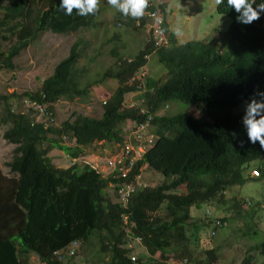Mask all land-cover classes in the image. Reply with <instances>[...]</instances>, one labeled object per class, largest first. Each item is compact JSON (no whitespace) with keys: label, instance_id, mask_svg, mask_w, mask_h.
<instances>
[{"label":"trees","instance_id":"16d2710c","mask_svg":"<svg viewBox=\"0 0 264 264\" xmlns=\"http://www.w3.org/2000/svg\"><path fill=\"white\" fill-rule=\"evenodd\" d=\"M0 2L4 3L0 4V72L12 71V60L38 34L67 36L92 25L89 16L81 17L75 9L71 16L58 11L59 0ZM158 7L162 11L166 5L161 3ZM214 11L228 20L219 40L209 38L169 47L174 38L171 32L167 33L168 48L156 51L157 61L167 73L163 83L150 78L143 88L141 82H134L135 75L147 64L146 57L154 51L152 35H148L149 42L133 59L119 58L112 49L110 55L119 61L117 70L90 82L100 84L110 78L119 84L102 103L103 114L98 120L77 116L71 123L53 127L54 105L59 99H85L88 93L86 85H78L76 73L80 45L84 43L72 46L68 57L34 94L0 97V106H5L4 113H0V127L10 125L2 138L15 146L13 158L6 164L12 177L7 178L0 171V264H22L18 260L20 254H34L44 264H59L53 252L65 250L73 241L83 245L99 232L107 236L108 264H132L127 258L125 228L129 237L140 239L143 248L138 249L135 264H160L151 257L160 254L164 258L167 253L187 249L185 232L192 212L202 207L221 208L228 201L227 191L242 188L249 181L262 185L264 149L244 138L240 132L241 114L235 108L246 99L245 95L264 90V16L242 25L224 5H215ZM129 21L127 27L140 22L143 28L145 24L143 20ZM134 93L140 94V106L124 108V96ZM13 100L21 101V105L29 102L45 106L43 117L38 118L32 109L25 114L18 112ZM172 106L179 111L170 113ZM190 108L202 116L191 115L187 112ZM127 123L135 128L145 126L149 134L141 146H152L140 159L127 158L118 164L107 179L86 165L80 168L72 163L67 169L57 168L49 158L51 152L58 151L77 159L83 149L95 142L122 144L121 125ZM233 132L237 134L235 138ZM59 137L74 141L73 148L62 144ZM251 162L254 164L250 166ZM248 169H257V176H251ZM141 170L158 173L164 177L163 184L148 188L143 183L135 188L133 183ZM108 184L113 186L110 196ZM179 188L183 189L180 195L175 194ZM240 199L239 223L245 220L248 224V231L241 233L248 242H254L253 237L260 238L261 245H251L249 253L263 248L258 252L262 256L264 239L253 230V222L255 218L262 221L264 198L255 207L253 201L244 204V197ZM202 215L211 227L197 235L200 240L209 238L214 230L209 213L203 210ZM218 221L222 229L230 220L222 214ZM207 255L206 264H215V251ZM253 260V256H248L242 264ZM189 262L193 260L185 257L181 264Z\"/></svg>","mask_w":264,"mask_h":264},{"label":"rangeland","instance_id":"374dc122","mask_svg":"<svg viewBox=\"0 0 264 264\" xmlns=\"http://www.w3.org/2000/svg\"><path fill=\"white\" fill-rule=\"evenodd\" d=\"M155 2L166 5L160 14L163 15L169 29L176 25H179L182 29L180 35H175L171 31L174 40L169 47L179 46L190 41H205L209 38L219 40L220 34L227 27V20L214 11L215 0H155ZM0 4L4 3L0 2ZM89 17L92 25H89L85 30L80 29L74 34L67 36L55 35L51 32L38 34L31 44L12 60L14 68L12 71L1 70L0 97H13L24 93L34 94L40 89L43 81L52 75L55 67L68 57L72 46L75 43H84V45H80L82 51L77 64L78 72L76 73L78 85L80 88L86 85L88 93L85 99L77 98L70 102L63 98L59 99L54 105L53 127L60 128L64 122L71 123L77 116L100 119L103 114L102 103L114 94L119 84L117 80L110 78L104 79L100 84L93 83L91 85L90 82L104 76L106 73L117 70L119 61H117V57L110 55L112 49L116 50V55L119 58L133 59L143 49L148 40V35H151L148 31L153 29L154 32V26L153 23L144 21L143 28L138 22L134 26L130 24L127 27L126 24L131 23L129 17L122 16L112 6L108 5L106 0H100L97 13ZM3 48L6 50L7 45L5 44ZM146 60L147 64L135 75L134 82H141L143 88L147 79L150 78L163 83L167 78V73L164 67L158 63L156 52H152L151 55L146 57ZM139 95V93L125 95L124 108L129 109L140 106L137 99ZM14 107L22 114H25L27 110L26 104L21 105V101L18 103L14 101ZM4 108V105L0 106V113H4ZM169 111L172 113L179 111V109L172 106ZM187 112L196 118L202 116L200 111L193 108H190ZM237 112H242V108ZM33 118L35 117L33 116ZM9 128L10 125L0 127V171L7 178H11L12 175H9L6 164L12 160L15 149V146L8 144L2 138L3 133ZM121 130L122 144L95 142L83 149V154L77 159H70L58 151L51 152L49 158L52 159L54 166L57 168L67 169L72 163L80 168L86 165L97 171L102 178L107 179L109 172L112 171L108 167L109 162L122 161L127 158L130 161H135L141 158L144 152L140 148L143 147L141 145H144L142 140H146V134H149L147 130L138 133L137 129L128 123L121 125ZM61 142L71 148L74 146L72 140L67 141L63 138ZM253 164L250 163V165ZM140 174L135 179V188L142 187L143 183L145 187L156 188L164 182V177L153 171L141 170ZM252 182L249 181L242 188H231L225 194V200L228 201L221 208L213 209L215 217L220 218L223 214L230 220L223 229L218 230L209 238L197 239L199 233L211 227L208 218L202 215L203 210L210 212L211 208L202 207L198 211L194 210L195 212L191 213L192 217L187 219L185 232V237L189 241L187 249L184 252L180 248L176 253H167L164 258L159 257L160 254H155L151 257V260L160 264H181L183 258L189 257L193 262L188 264H206L209 257L207 252L214 250L217 256L215 264H242L248 256L254 258L251 264H264V255L258 254L263 248L252 254L249 253L251 245L260 244V238L253 237L254 242H248L243 237V233L248 231V224L245 220L239 223L237 215L238 209H241V207H238L239 201H242L240 197H244V204L249 200L245 191L252 196L254 207L257 202H262L261 199L264 198V181L261 186ZM112 188L113 186L108 184V196L113 192ZM179 189L180 191L174 193L180 195L183 189ZM165 205V202L161 205L162 211H160V214L162 216ZM242 211L246 212V210ZM219 212L220 214H218ZM260 217H262L261 222L257 218L254 219L253 230L261 233L264 239V211L261 212ZM197 226L201 227L195 230ZM124 233L127 240L126 244H129L131 242V238L128 236L129 230L124 229ZM106 238L105 232L91 235L85 244L80 245L74 258L63 260L60 264H108L110 252L106 255V251L107 249L109 251L110 248ZM17 242L19 243V241ZM131 247H134V255L137 258L136 251L138 247L134 244ZM15 249L18 251L17 246H15ZM18 260L22 264H43L34 254H20Z\"/></svg>","mask_w":264,"mask_h":264},{"label":"clouds","instance_id":"9594fccd","mask_svg":"<svg viewBox=\"0 0 264 264\" xmlns=\"http://www.w3.org/2000/svg\"><path fill=\"white\" fill-rule=\"evenodd\" d=\"M106 2L108 5L112 6L117 12H119L122 16L129 17L135 20H138L139 18L143 17L145 15V12L148 13L149 11L159 9L158 4L155 2V0H106ZM99 3L100 0H59V4L57 5V10L63 12V14L66 16H71L73 14V9H75L77 15L81 17H87L90 15H95L97 13ZM214 5H216L217 7L220 5H224L228 9H231L236 14L234 17L235 21L238 24H242V25H250L253 21L260 19L261 16H264V0H259V2H257V0H215ZM159 11L161 12L160 9ZM150 15L152 16L155 24L157 25L163 24L164 27L167 26V24L164 21L163 15L162 16L157 15L155 12L150 13ZM167 27L168 29L159 30L161 32L163 31L165 32V30H168L167 32H165L166 37H167V33L171 31L175 35H180L182 32V29L179 25H176L171 29H169V26ZM153 48H154L153 52H156L157 50L162 48L163 49L168 48V39H167V45H165L164 47L155 49L153 45ZM244 97H246V99L241 104H238V106L235 108L236 113L241 114L239 120L241 126L240 132L243 134L244 138L247 139L248 143L250 144L259 143L260 147L264 149V90L256 89L254 90L251 96L245 95ZM241 108H242V112H237ZM141 127H143V129L139 133L145 131V126H141ZM138 128L136 129L138 130ZM232 135L235 138L237 134L233 132ZM240 143L243 144V141H240ZM151 146L152 145L150 144L149 147H144V146L140 147L141 149L144 150L143 154ZM261 160H262V165H264V155H262ZM256 167L258 166L256 165ZM248 171L251 172V176L254 177L257 176L256 174V172H258L257 169H253V170L248 169ZM110 174L111 172H109V175ZM248 199L250 201H253V198L252 199L248 198ZM249 200L247 201L249 202ZM206 212L209 213V215L211 216V221L213 222L214 230L211 232V235L213 236L218 230H220L219 228L220 222L218 221L219 218L215 217L214 215L215 213L213 209H211L210 212L206 210ZM124 220L125 218L123 219V222H126V220L125 221ZM216 222L219 223L218 226H216ZM79 246L80 245L78 241H73L68 245V247L65 250L55 251L52 253V256L60 264L63 260L74 258L78 253ZM134 246L138 247L136 251V255L138 257L139 255L138 249L139 248L143 249V248L141 245L140 246L134 245ZM126 249L129 251V255L127 258L130 261V255L131 254L134 255V247H132L131 249H128L126 247ZM136 260L137 258L135 257V261L134 262L130 261V262L132 264H135Z\"/></svg>","mask_w":264,"mask_h":264},{"label":"built area","instance_id":"2783aa9c","mask_svg":"<svg viewBox=\"0 0 264 264\" xmlns=\"http://www.w3.org/2000/svg\"><path fill=\"white\" fill-rule=\"evenodd\" d=\"M152 12H155L157 15L162 16L160 14L159 9H156V10H153V11H149L148 13L145 12V15L143 17L139 18L138 20L139 21L143 20V21H145L147 23H149V22L153 23L154 32H153V29H150L148 31V33L152 35V39H153V42H154L153 45H154L155 49H158V48H162L165 45H167V37H166L164 31L163 32L159 31L160 29H163V24L157 25V24L154 23L153 18L150 15V13H152ZM138 23H140V22H138ZM25 104H26L27 109H32L33 111H36L39 114L38 118L43 117V115H44L43 110L45 109V106L42 107V105H39V104H36V103H29V102H27ZM142 129H143V127L138 128L137 132L139 133ZM124 161L125 160H122V161L118 160V161H115V162L111 161V162L108 163V167L111 168L112 171H113L115 168H117L118 164L122 165ZM119 170L122 171L121 169H119ZM218 225H219V223L216 222V226H218ZM130 238H131V242L129 244H127V246H126L128 249L132 248L131 247L132 244L138 245V246L141 245L139 238H136V237H134V238L130 237ZM130 261H132V262L135 261V256L132 255V254L130 255Z\"/></svg>","mask_w":264,"mask_h":264}]
</instances>
